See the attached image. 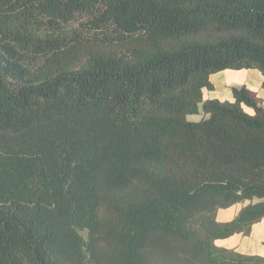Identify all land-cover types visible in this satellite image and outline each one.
I'll use <instances>...</instances> for the list:
<instances>
[{"label":"trees","instance_id":"trees-1","mask_svg":"<svg viewBox=\"0 0 264 264\" xmlns=\"http://www.w3.org/2000/svg\"><path fill=\"white\" fill-rule=\"evenodd\" d=\"M224 70L264 77V0H0V264H264L215 245L264 219V109L203 100Z\"/></svg>","mask_w":264,"mask_h":264},{"label":"crops","instance_id":"crops-1","mask_svg":"<svg viewBox=\"0 0 264 264\" xmlns=\"http://www.w3.org/2000/svg\"><path fill=\"white\" fill-rule=\"evenodd\" d=\"M209 80L213 84V90H204L203 100L232 102L231 88L244 86L255 93L256 98L264 109V77L257 70H224L211 75ZM243 109L249 115L254 114L250 108L244 107ZM189 117H187V120ZM256 202L257 200H253L251 203L254 204ZM247 204L249 202L238 203L227 209L219 210L216 214L217 222L226 223L232 221ZM215 245L233 249L242 255L264 258V219L253 224L247 236L234 234L226 239L215 241Z\"/></svg>","mask_w":264,"mask_h":264},{"label":"rangeland","instance_id":"rangeland-1","mask_svg":"<svg viewBox=\"0 0 264 264\" xmlns=\"http://www.w3.org/2000/svg\"><path fill=\"white\" fill-rule=\"evenodd\" d=\"M201 119V116L200 115H197V116H191L189 117V121H193V122H197Z\"/></svg>","mask_w":264,"mask_h":264}]
</instances>
